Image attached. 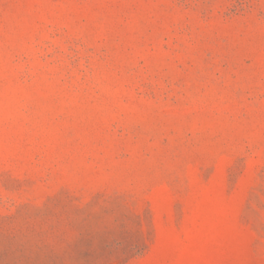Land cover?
Instances as JSON below:
<instances>
[{
  "label": "rangeland",
  "instance_id": "374dc122",
  "mask_svg": "<svg viewBox=\"0 0 264 264\" xmlns=\"http://www.w3.org/2000/svg\"><path fill=\"white\" fill-rule=\"evenodd\" d=\"M0 264H264V0H0Z\"/></svg>",
  "mask_w": 264,
  "mask_h": 264
}]
</instances>
